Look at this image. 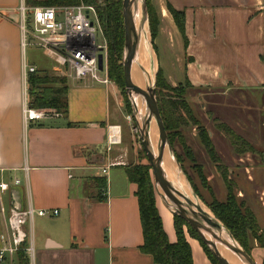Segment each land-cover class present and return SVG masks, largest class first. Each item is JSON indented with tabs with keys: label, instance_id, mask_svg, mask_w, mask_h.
Segmentation results:
<instances>
[{
	"label": "crops",
	"instance_id": "1",
	"mask_svg": "<svg viewBox=\"0 0 264 264\" xmlns=\"http://www.w3.org/2000/svg\"><path fill=\"white\" fill-rule=\"evenodd\" d=\"M44 1L0 0V183L9 185L0 194V207L29 205L35 211L58 212L55 217L35 216L27 227L34 247L33 262L26 257L28 264H154L151 256L140 251L143 239L136 186L125 173L126 154L118 146L107 150L108 129L119 127L121 142L124 125L116 85L67 81L65 113L56 120L24 124L22 109L28 107L24 71L33 68L38 75L46 71L50 75L52 64L49 69L35 62L25 65L19 9L42 7L39 4ZM153 3L159 18L170 25V36L163 38V56L156 59L172 87L185 81L203 92L195 95L197 100L208 94L233 95L235 105L249 107L252 92L262 91L264 104V0ZM167 6L183 14L186 44ZM207 104L221 112L246 110ZM226 114L222 118L230 120ZM243 118L250 124L249 118ZM230 129L245 140L243 127ZM259 132L264 147V122ZM111 162L117 165L103 175L101 170ZM15 180L19 185H12ZM242 201L258 222L248 201ZM156 207L168 241L175 243L172 216L159 201ZM3 233L0 214V248ZM186 239L193 264H209L198 243L187 235ZM2 264L22 263L15 255Z\"/></svg>",
	"mask_w": 264,
	"mask_h": 264
},
{
	"label": "trees",
	"instance_id": "2",
	"mask_svg": "<svg viewBox=\"0 0 264 264\" xmlns=\"http://www.w3.org/2000/svg\"><path fill=\"white\" fill-rule=\"evenodd\" d=\"M80 4L93 6L96 9L97 19L107 45V79L120 87V89H124L121 66L124 42L121 0H45L39 5L42 7H63L78 6ZM146 10L149 22L150 39L153 44L158 34L160 23L159 17L151 0H146ZM167 10L173 19L178 33L186 44L187 41L184 34L183 14L174 11L170 6H167ZM27 76L28 107L30 109H53L63 115L66 111L67 81L65 79L54 77L51 74L49 75L48 73L38 75L34 72ZM155 88L158 110L169 143L172 147L173 138L175 136L171 135L172 133L182 126H185L186 121L196 125L194 116L192 115L191 109L185 99V89L190 88V86L185 82L184 87L171 88L164 81L161 70L158 69L155 78ZM163 91L169 92L171 96L164 95L162 93ZM217 129L223 133L230 146L237 154L240 153V147L247 148L249 146L227 126L218 124ZM198 138L208 158L216 165V170L221 172L226 188V198L224 202H219L211 196V202L208 203L207 208L229 231L245 253L251 256L249 242H255L260 249H264V232H260L253 213L243 202H239L234 197L231 182H229L222 173L223 168L219 165V158L207 131H200L198 133ZM181 146L183 148L182 144ZM183 149L186 157L189 158L191 162H194L192 154L187 151V148L184 147ZM174 155L177 162L180 164V159L176 154ZM198 169L200 170V168ZM125 173L128 180L136 186L135 196L139 208V219L143 239L140 251L143 254L151 256L154 264H193L191 249L186 239L187 235L198 242L203 254L210 264H218L198 235L189 225L176 216H173V228L176 241L175 243H170L168 241L156 207L157 197L147 161L146 163H137L133 166L127 165L125 167ZM200 178V181L205 183V178H202V176H200ZM193 190L196 196L199 197L195 188H193ZM201 200L203 201V199ZM183 226L186 227V233L182 229ZM16 255L19 262L22 264H28L24 252H18Z\"/></svg>",
	"mask_w": 264,
	"mask_h": 264
},
{
	"label": "rangeland",
	"instance_id": "3",
	"mask_svg": "<svg viewBox=\"0 0 264 264\" xmlns=\"http://www.w3.org/2000/svg\"><path fill=\"white\" fill-rule=\"evenodd\" d=\"M151 2L152 4H154L153 0H151ZM156 12L158 14V17H160L158 9L156 10ZM159 22L158 34L153 44L148 35V47L149 50H151V54L153 56L155 73L156 70L158 71V69H160L158 58L156 59V57L158 55L163 56V50L161 49L164 45L163 38H165V36L169 37L171 34L169 27L170 25L165 24L161 18H159ZM160 32L163 34L158 36ZM153 45L155 49L153 48ZM23 55L24 63L26 66H28L32 62H35L36 65L40 68H50V61L46 59L42 52L37 47H35L28 39H26ZM160 70L164 81L171 88L185 86L184 81L183 83L172 87L165 78L163 70ZM47 73L48 71H46V74ZM116 87L119 93V99L123 107V110L121 111L122 114L120 113V115L123 116L124 121V125L121 130V143L118 145V148L123 150L126 154V156H124V163H126L128 166H133L137 163H146L138 139L136 127V112L134 110L133 103L131 99L128 98L124 89H120V87L118 86ZM162 93L164 95L171 96L169 92L163 91ZM202 93L203 92L192 88L185 89V99L191 109L192 115L194 116L196 125L186 121L185 126H182L177 131L171 134L173 136L175 135L173 138L171 149L173 151V154H176L181 162L180 164L178 163L180 165L181 171L179 172L177 167L175 166L176 171L178 172L180 178H183V181L185 182L186 186L188 185L190 190H193V188H195L198 196L203 199L202 201L199 197H197L199 199V202L207 210V205L211 202V196H213V198L219 202H224L226 198V188L222 179L221 172L216 170V165L210 161L198 138V133L200 131H207L210 138L217 145L216 148H218V152L216 150L215 151L219 158V165L223 168L222 173L223 175H225L224 177L227 178L229 182H231V188L234 197L239 202H243L242 200L245 201V199L248 201V203L251 205L252 210H254L260 224H258L260 232H264V225L262 223L264 221V147L260 144L261 137L259 134L261 122H264V104L261 103L263 92H252L250 98L251 107L241 102V104L235 105L232 101L233 99H231L233 98V95H227L226 97H223L219 95L208 94L205 96H201V98H198L199 100H197L195 95L197 96V94ZM205 102L216 103L218 104V106L230 104V106H238L242 109V111L244 108L246 110H244L243 112H232L233 110H231L230 113L227 109H224L222 111L225 112H221V108L218 107L220 110H214L213 106L208 105ZM248 109H250L251 112H249ZM224 114L230 116V120L222 118ZM244 115L246 116V118H249L250 124H247L244 121ZM126 117H129L130 120L126 121ZM220 117L222 119H220ZM216 122H219L220 124L223 123V125L225 126L228 125V128L233 127V129L235 128L238 131H240V128L243 127V129L247 131L246 134L243 135L245 139L244 141L247 144L250 143L251 145L248 144L249 146L247 148L240 147V153L237 154L229 145V142L223 135V133L217 129V125L219 123L217 124ZM219 139H222L224 143ZM225 143L227 144L225 145ZM181 144L183 145V148L186 147L187 151L192 154L194 162H191L190 159L186 157ZM198 168H200V170ZM200 176H202V178H205V183H203V181H200ZM158 200L161 203L159 198L156 202L158 203ZM162 205L164 209L169 212L173 219V215L169 211V209L165 207L164 204ZM29 227L30 226H28V228ZM182 229L186 233V227L183 226ZM249 243V246L251 248L250 257L256 264H264V249H260L255 242L251 241ZM27 246L30 247L29 239L27 242ZM33 253L32 262L34 256ZM30 256V254L27 255L29 262H31Z\"/></svg>",
	"mask_w": 264,
	"mask_h": 264
},
{
	"label": "built area",
	"instance_id": "4",
	"mask_svg": "<svg viewBox=\"0 0 264 264\" xmlns=\"http://www.w3.org/2000/svg\"><path fill=\"white\" fill-rule=\"evenodd\" d=\"M19 29L22 45L26 39L42 51L52 64L51 75L66 81L89 82L91 84H109L106 74L107 45L103 38L96 9L80 4L63 7H21ZM102 57L103 70H98V57ZM35 72L26 68L25 76ZM62 115L53 109H30L24 105L22 117L25 125L59 119ZM130 118L126 117V121ZM107 150L118 146L120 142L119 127H110L107 135ZM115 162L101 170L106 175L107 169L116 166ZM13 186L19 185L15 180ZM9 190V185L0 183V194ZM4 220V233L1 238L0 264L24 252L32 259L33 247L30 232L32 220L37 217H55L57 211H35L31 206L24 209L0 207ZM28 239L30 247L27 246ZM28 259V257H27Z\"/></svg>",
	"mask_w": 264,
	"mask_h": 264
},
{
	"label": "water",
	"instance_id": "5",
	"mask_svg": "<svg viewBox=\"0 0 264 264\" xmlns=\"http://www.w3.org/2000/svg\"><path fill=\"white\" fill-rule=\"evenodd\" d=\"M122 20L124 30V42L122 52V73L124 90L128 98L132 101V96H138L143 100L144 112L141 114L136 110L137 133L142 152L147 164L150 167V173L154 186V191H160L159 197L162 204L165 205L172 213L182 219L198 235L202 243L209 250L218 264H229V262L218 251L217 246L225 247L231 252L242 264H256L254 260L245 253L240 245L234 240L229 231L199 202L196 194L187 185L189 193L193 200L186 198L173 186L168 180L163 170V154L167 149L171 155L178 171H181L175 155L171 149L163 122L158 110L156 100L154 60L150 57L152 71V84L149 87L141 89L135 86L131 81V69L136 61L141 35L149 34V22L146 10V0H121ZM139 16V27L135 24V18ZM151 53V50L148 51ZM152 58V59H151ZM98 70H103L102 57H98ZM142 71V69H141ZM154 80V81H153ZM133 103V102H132ZM134 106V104H133ZM155 122L158 134V148L154 152L149 138V123ZM178 173V172H177ZM204 207V208H203ZM14 209L20 210V206H13Z\"/></svg>",
	"mask_w": 264,
	"mask_h": 264
},
{
	"label": "bare ground",
	"instance_id": "6",
	"mask_svg": "<svg viewBox=\"0 0 264 264\" xmlns=\"http://www.w3.org/2000/svg\"><path fill=\"white\" fill-rule=\"evenodd\" d=\"M135 20H136L135 24L138 28L139 27V16H137ZM148 46H149L148 36L146 33L145 36L141 35L137 58L131 69V81L135 86L141 89H144L145 87H149L152 84V74L153 73L150 70V65H151V61H150L151 55L150 54L151 53H148L149 51ZM132 102L136 110L142 114L144 112L143 100L138 96H132ZM149 138L153 146V151L155 152L158 148V134L156 131L155 124L152 120L149 123ZM162 164H163V170L168 180L173 184V186H175V188L179 191V193L185 196L186 198L193 200L185 182L183 181V178L182 177L180 178L179 174L177 173L174 161L167 149L164 151ZM159 192L156 191V197L160 199L159 194H158ZM193 201L197 203L196 200H193ZM161 203L160 205L163 207ZM217 249L222 254V256L229 262V264H242L225 247L217 246Z\"/></svg>",
	"mask_w": 264,
	"mask_h": 264
}]
</instances>
